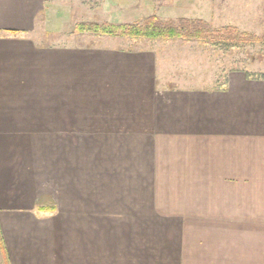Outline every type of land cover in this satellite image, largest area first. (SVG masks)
Masks as SVG:
<instances>
[{
  "label": "crops",
  "instance_id": "obj_1",
  "mask_svg": "<svg viewBox=\"0 0 264 264\" xmlns=\"http://www.w3.org/2000/svg\"><path fill=\"white\" fill-rule=\"evenodd\" d=\"M60 2L0 0L8 263L264 264V75L167 80L150 46L36 40Z\"/></svg>",
  "mask_w": 264,
  "mask_h": 264
},
{
  "label": "rangeland",
  "instance_id": "obj_2",
  "mask_svg": "<svg viewBox=\"0 0 264 264\" xmlns=\"http://www.w3.org/2000/svg\"><path fill=\"white\" fill-rule=\"evenodd\" d=\"M61 1L58 4L45 5L37 15L34 34L36 40L45 42L53 39L47 30H53L52 27H56L63 30L66 42L107 43L124 48L150 46L157 50L158 59H162V65L166 67L164 78L166 77L167 80L181 78L191 80L199 76L215 79L232 68H241L255 75H264V0ZM52 6L55 8H49ZM149 15H156L163 20L178 17L200 18L205 20L211 28L233 24L241 30L255 33L261 41L230 47L224 44L220 46L202 44L194 39L183 40L182 38L150 39L109 35L110 38L103 39L102 33L76 29V24L79 22L134 23L141 22ZM0 264H2L1 257Z\"/></svg>",
  "mask_w": 264,
  "mask_h": 264
},
{
  "label": "trees",
  "instance_id": "obj_3",
  "mask_svg": "<svg viewBox=\"0 0 264 264\" xmlns=\"http://www.w3.org/2000/svg\"><path fill=\"white\" fill-rule=\"evenodd\" d=\"M76 29L77 31L87 30L125 37L194 39L202 44H212L215 46L224 44L230 47H238L261 41L260 37L255 33L241 30L233 24L211 28L203 19H189L187 17L163 20L156 15H149L141 22L118 24L106 21L102 23L79 22L76 24ZM0 241H2L1 235ZM0 247H2L1 250L5 258L4 264H9L2 242L0 243Z\"/></svg>",
  "mask_w": 264,
  "mask_h": 264
}]
</instances>
